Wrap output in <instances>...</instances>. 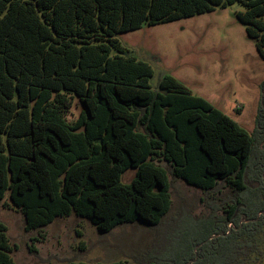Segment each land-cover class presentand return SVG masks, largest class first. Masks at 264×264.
<instances>
[{
	"label": "trees",
	"instance_id": "trees-1",
	"mask_svg": "<svg viewBox=\"0 0 264 264\" xmlns=\"http://www.w3.org/2000/svg\"><path fill=\"white\" fill-rule=\"evenodd\" d=\"M233 4L245 8L237 18L264 60V0H0V201L8 196L27 232L72 214L101 233L160 226L170 173L218 193L221 206L161 236L146 262L109 264H254L264 241V108L251 133L172 75L155 89L153 67L119 38ZM75 101L83 110L68 121ZM16 247L0 222V264H15Z\"/></svg>",
	"mask_w": 264,
	"mask_h": 264
},
{
	"label": "rangeland",
	"instance_id": "rangeland-1",
	"mask_svg": "<svg viewBox=\"0 0 264 264\" xmlns=\"http://www.w3.org/2000/svg\"><path fill=\"white\" fill-rule=\"evenodd\" d=\"M244 9L240 4L218 7L201 15L144 26L119 38L137 58L153 67V88H158L164 75H172L194 95L205 98L254 133L264 100V60L237 18V12ZM82 110L81 103L75 101L67 113L68 121L77 120ZM158 164L167 167L163 162ZM135 175L136 170L130 169L122 180L130 183ZM169 178L172 206L163 224L153 227L141 222L125 223L108 233H101L88 219L75 214L27 232L23 214L11 206L7 196L0 201V222L7 226L12 245L17 246L12 253L15 264L146 262L151 254L159 253L152 247L157 239L169 236L173 230L175 233L184 220L208 217L214 206L222 204L218 193L209 197L170 173ZM216 213L221 215L222 211ZM258 249L261 252L256 251L252 263L264 264V241Z\"/></svg>",
	"mask_w": 264,
	"mask_h": 264
},
{
	"label": "water",
	"instance_id": "water-1",
	"mask_svg": "<svg viewBox=\"0 0 264 264\" xmlns=\"http://www.w3.org/2000/svg\"><path fill=\"white\" fill-rule=\"evenodd\" d=\"M261 104H262V107L264 108V102H263V99H262V101H261Z\"/></svg>",
	"mask_w": 264,
	"mask_h": 264
}]
</instances>
